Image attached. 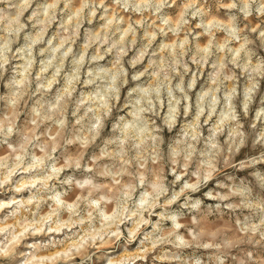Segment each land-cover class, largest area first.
<instances>
[{
	"label": "clouds",
	"instance_id": "obj_1",
	"mask_svg": "<svg viewBox=\"0 0 264 264\" xmlns=\"http://www.w3.org/2000/svg\"><path fill=\"white\" fill-rule=\"evenodd\" d=\"M0 264H264V0H0Z\"/></svg>",
	"mask_w": 264,
	"mask_h": 264
}]
</instances>
